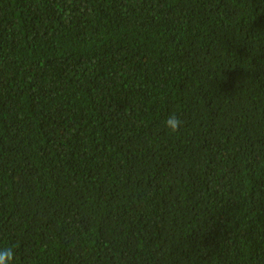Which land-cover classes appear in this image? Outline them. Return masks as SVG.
<instances>
[{
	"label": "trees",
	"instance_id": "1",
	"mask_svg": "<svg viewBox=\"0 0 264 264\" xmlns=\"http://www.w3.org/2000/svg\"><path fill=\"white\" fill-rule=\"evenodd\" d=\"M5 248L264 264V0H0Z\"/></svg>",
	"mask_w": 264,
	"mask_h": 264
},
{
	"label": "clouds",
	"instance_id": "2",
	"mask_svg": "<svg viewBox=\"0 0 264 264\" xmlns=\"http://www.w3.org/2000/svg\"><path fill=\"white\" fill-rule=\"evenodd\" d=\"M181 121L175 116L171 115L165 122V127L170 133H176L179 131ZM14 260V251L12 248L0 249V264H12Z\"/></svg>",
	"mask_w": 264,
	"mask_h": 264
}]
</instances>
